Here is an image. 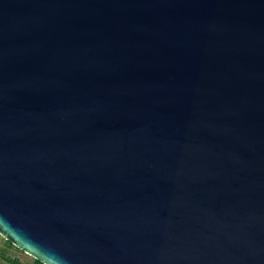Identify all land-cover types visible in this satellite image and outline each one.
<instances>
[{
	"label": "water",
	"instance_id": "1",
	"mask_svg": "<svg viewBox=\"0 0 264 264\" xmlns=\"http://www.w3.org/2000/svg\"><path fill=\"white\" fill-rule=\"evenodd\" d=\"M3 218L58 264H264V0H0Z\"/></svg>",
	"mask_w": 264,
	"mask_h": 264
},
{
	"label": "clouds",
	"instance_id": "2",
	"mask_svg": "<svg viewBox=\"0 0 264 264\" xmlns=\"http://www.w3.org/2000/svg\"><path fill=\"white\" fill-rule=\"evenodd\" d=\"M5 226L10 231H5ZM0 234L11 240L25 255L35 260L37 264H51V262L58 264L62 259L54 250L41 244L27 231L13 225L7 218L0 220Z\"/></svg>",
	"mask_w": 264,
	"mask_h": 264
},
{
	"label": "rangeland",
	"instance_id": "3",
	"mask_svg": "<svg viewBox=\"0 0 264 264\" xmlns=\"http://www.w3.org/2000/svg\"><path fill=\"white\" fill-rule=\"evenodd\" d=\"M8 258L15 259L16 261H10ZM0 264H34V260L25 255L20 249L10 245L0 235Z\"/></svg>",
	"mask_w": 264,
	"mask_h": 264
},
{
	"label": "trees",
	"instance_id": "4",
	"mask_svg": "<svg viewBox=\"0 0 264 264\" xmlns=\"http://www.w3.org/2000/svg\"><path fill=\"white\" fill-rule=\"evenodd\" d=\"M8 260L13 261V262L16 261L15 259H10V258H8ZM34 264H37V262L35 260H34Z\"/></svg>",
	"mask_w": 264,
	"mask_h": 264
},
{
	"label": "flooded vegetation",
	"instance_id": "5",
	"mask_svg": "<svg viewBox=\"0 0 264 264\" xmlns=\"http://www.w3.org/2000/svg\"><path fill=\"white\" fill-rule=\"evenodd\" d=\"M8 242V241H7ZM10 245H12L10 242H8ZM14 246V245H13ZM17 248V247H16Z\"/></svg>",
	"mask_w": 264,
	"mask_h": 264
}]
</instances>
